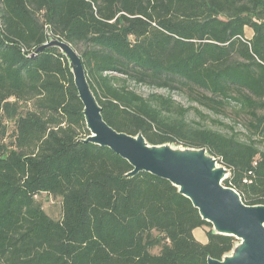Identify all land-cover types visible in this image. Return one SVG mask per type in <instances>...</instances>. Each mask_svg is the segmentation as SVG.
Wrapping results in <instances>:
<instances>
[{
  "label": "trees",
  "instance_id": "obj_1",
  "mask_svg": "<svg viewBox=\"0 0 264 264\" xmlns=\"http://www.w3.org/2000/svg\"><path fill=\"white\" fill-rule=\"evenodd\" d=\"M50 37L78 54L109 127L149 145L205 148L230 171L223 186L264 206V0H0V264L221 260L237 241L214 234L168 181L127 178L125 160L82 142L67 59L55 48L33 56ZM130 81L195 88L215 113L233 104L257 140L189 123L170 97L144 98ZM42 195L60 200L59 220ZM205 228L202 244L193 231Z\"/></svg>",
  "mask_w": 264,
  "mask_h": 264
},
{
  "label": "water",
  "instance_id": "obj_2",
  "mask_svg": "<svg viewBox=\"0 0 264 264\" xmlns=\"http://www.w3.org/2000/svg\"><path fill=\"white\" fill-rule=\"evenodd\" d=\"M50 48L58 49L68 61L89 132L82 142L108 148L125 160L132 167L127 178L148 173L168 181L211 225L214 234L237 241L221 260L207 258V264H264V206L245 205L234 189L223 186L230 171L219 164V159L205 148L149 145L140 133L131 136L116 132L103 121L81 59L67 43L50 37L33 56Z\"/></svg>",
  "mask_w": 264,
  "mask_h": 264
},
{
  "label": "rangeland",
  "instance_id": "obj_3",
  "mask_svg": "<svg viewBox=\"0 0 264 264\" xmlns=\"http://www.w3.org/2000/svg\"><path fill=\"white\" fill-rule=\"evenodd\" d=\"M245 36L246 38H250L252 36L251 30L245 29ZM112 75L115 76L114 74ZM128 87L144 98L150 95L170 97L174 104L180 106L182 109L187 110V112L185 113V120L189 123L200 124L201 126L227 135H229L232 130L242 141H247L249 139L257 140V138L252 136L247 130L246 125L248 122V118L244 113L239 111V108L237 106H234L232 104L215 113L210 109L201 106L197 102V100H199V96L203 93L195 88L187 87L182 85L181 83H177L174 84L173 90L158 89L148 87L143 84H136L133 81L128 82ZM258 147L260 150H263V144L259 143ZM37 200L41 202L42 207L47 215L55 220L60 219V200L52 199L51 197H47L45 195L38 197ZM207 230L208 229L206 228L195 230L193 233L194 238L201 243H205L206 237L204 232H206Z\"/></svg>",
  "mask_w": 264,
  "mask_h": 264
},
{
  "label": "crops",
  "instance_id": "obj_4",
  "mask_svg": "<svg viewBox=\"0 0 264 264\" xmlns=\"http://www.w3.org/2000/svg\"><path fill=\"white\" fill-rule=\"evenodd\" d=\"M197 230V229H196ZM195 231V230H194ZM194 231H193V233H194ZM207 241V240H206ZM199 242V241H198ZM201 243V242H200ZM206 243V242H205ZM205 243H202V244H205Z\"/></svg>",
  "mask_w": 264,
  "mask_h": 264
}]
</instances>
